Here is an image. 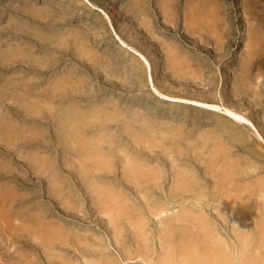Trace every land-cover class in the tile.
<instances>
[{
  "label": "rangeland",
  "instance_id": "rangeland-1",
  "mask_svg": "<svg viewBox=\"0 0 264 264\" xmlns=\"http://www.w3.org/2000/svg\"><path fill=\"white\" fill-rule=\"evenodd\" d=\"M3 127L0 264H264V0H0Z\"/></svg>",
  "mask_w": 264,
  "mask_h": 264
},
{
  "label": "crops",
  "instance_id": "crops-1",
  "mask_svg": "<svg viewBox=\"0 0 264 264\" xmlns=\"http://www.w3.org/2000/svg\"><path fill=\"white\" fill-rule=\"evenodd\" d=\"M13 130L14 129L12 127L9 128V129L5 128V127L0 128V132H1L0 133V144H3V145L8 144V143H10L8 140H11L13 138H14V141L16 140V137H14V135L17 134V133L16 132L13 133ZM138 231L139 230H137V232Z\"/></svg>",
  "mask_w": 264,
  "mask_h": 264
},
{
  "label": "bare ground",
  "instance_id": "bare-ground-1",
  "mask_svg": "<svg viewBox=\"0 0 264 264\" xmlns=\"http://www.w3.org/2000/svg\"><path fill=\"white\" fill-rule=\"evenodd\" d=\"M202 104V103H201ZM202 106H204L203 104H202ZM231 115H233V113H231V112H229Z\"/></svg>",
  "mask_w": 264,
  "mask_h": 264
}]
</instances>
